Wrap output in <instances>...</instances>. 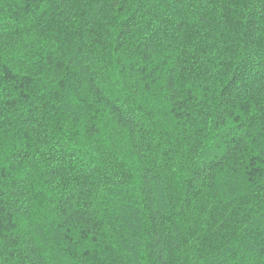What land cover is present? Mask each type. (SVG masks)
<instances>
[{
	"label": "trees",
	"instance_id": "obj_1",
	"mask_svg": "<svg viewBox=\"0 0 264 264\" xmlns=\"http://www.w3.org/2000/svg\"><path fill=\"white\" fill-rule=\"evenodd\" d=\"M0 264H264V0H0Z\"/></svg>",
	"mask_w": 264,
	"mask_h": 264
}]
</instances>
